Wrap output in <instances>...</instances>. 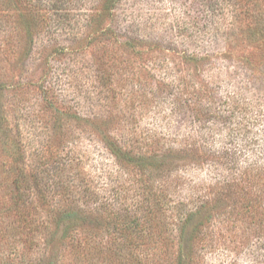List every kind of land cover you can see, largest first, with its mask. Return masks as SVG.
Masks as SVG:
<instances>
[{"label":"rangeland","instance_id":"obj_1","mask_svg":"<svg viewBox=\"0 0 264 264\" xmlns=\"http://www.w3.org/2000/svg\"><path fill=\"white\" fill-rule=\"evenodd\" d=\"M107 138L198 147L203 162L127 173ZM24 166L37 219L91 212L78 237L101 249L108 211L136 209L143 264H264V0H0V264L130 262L105 250L89 262L58 234L44 262L43 230L30 240L24 206L9 209ZM143 190L162 209L139 206Z\"/></svg>","mask_w":264,"mask_h":264},{"label":"trees","instance_id":"obj_2","mask_svg":"<svg viewBox=\"0 0 264 264\" xmlns=\"http://www.w3.org/2000/svg\"><path fill=\"white\" fill-rule=\"evenodd\" d=\"M108 5H111L116 0H105ZM104 147L109 151L111 155H113L114 159L117 161L118 170H123L124 172H131V171H139L141 174L143 173H149L151 175L153 172L160 170L163 168V166H174L175 168L177 166H185V164H188L187 162H194L195 164L202 163V159H200V156H196L197 154L194 152L198 150V147H195L193 149H189L187 147L181 146V145H174L170 146L167 149L163 150L162 152H153L148 154L147 150H142V147L133 146V143H130L129 140L126 139H112L107 138L105 141H103ZM138 148V149H137ZM193 150V151H192ZM226 160L232 161L231 159H228V157H224ZM179 163V164H178ZM238 175L236 177H233L232 179H222L218 183H225V184H231V182H235L237 177L241 178V173H237ZM27 173L24 166V201H22L21 195H17L18 191L21 189V187L18 185V182L20 181L19 176H15L13 178V182L16 186L17 193L15 192V196L13 197V206H10V211L14 212H20V209L22 206H24V232L27 234H30V240H33L34 236L43 230L44 234V241L47 246L48 255L44 256L45 260L44 262H47L50 255L52 253H49L52 247L55 246V243L53 241L54 234H58L59 242L61 240H66L67 244L69 246H72L75 250H77V253L82 255L88 256L87 259L89 262L93 261L91 258L96 255V253L103 252L104 250L108 253L113 254V256L117 258L129 256L130 262L128 264H143L141 257L139 258L137 254L135 253L136 247H141L143 244L144 246L149 245V243H143L144 237L147 235H143L146 233V229H142L139 223V218L136 216V209H130L129 215L124 214V219L120 220L119 218L114 219L112 216L117 215L120 216L122 213L117 212L114 213L111 210L108 211V213L111 215L109 219H107L105 222V227L103 228L104 234L108 232L111 236V243L113 246H108L106 249H101L100 245L98 244L99 241L96 240L95 237L89 238L85 235H82L78 237V232L76 225L79 221V218L81 213L83 212L87 221L90 222V215L91 212H84L79 210L77 207H69V209H55L53 210V214L50 216V219H44L39 220L38 218V203L41 201V197L36 195V193L32 192L29 189H26L25 187V181L27 179L26 177ZM235 178V179H234ZM239 178V179H240ZM237 179V181L239 180ZM143 185V184H142ZM144 186V185H143ZM139 195L140 197H143L144 200L142 202L139 201V206H143V208H146L145 211L147 213L151 211L152 208H159L162 209L163 198H160L159 195L155 193L145 192L142 191ZM37 196V197H36ZM24 204V205H21ZM138 206V208H140ZM204 205H201L198 207L195 211H190L186 218H184L181 233L188 231V226L190 221L195 218L196 215L199 216V214L202 213ZM127 209V208H126ZM98 210V209H97ZM153 210V209H152ZM133 212V214H132ZM107 213V215H109ZM208 215H210L208 213ZM206 216L208 220L211 218L210 216ZM106 216V214H105ZM107 217V216H106ZM81 220V219H80ZM86 221V220H81ZM198 224L200 222H197ZM23 226V225H22ZM199 225L192 226V229L190 231V239L193 242V239L197 238V235L199 233ZM55 235V236H56ZM26 236V235H25ZM27 240V236H26ZM186 240V241H185ZM184 240V243L186 242V247H188V240L187 238ZM33 244V242L31 243ZM180 245V244H179ZM130 247L132 250H130ZM102 250V251H101ZM96 252V253H95ZM125 256V257H126ZM91 257V258H89ZM124 257V258H125ZM85 261V262H88ZM119 264H125V261H123V258L119 260ZM52 263V260L49 261V264ZM117 263V262H116ZM115 263V264H116ZM179 263H184L182 260L179 261ZM48 264V263H47ZM102 264V263H99Z\"/></svg>","mask_w":264,"mask_h":264}]
</instances>
